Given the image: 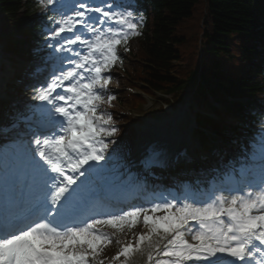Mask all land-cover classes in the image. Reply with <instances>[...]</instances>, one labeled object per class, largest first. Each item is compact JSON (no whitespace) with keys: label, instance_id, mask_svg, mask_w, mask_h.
Instances as JSON below:
<instances>
[{"label":"snow or ice","instance_id":"obj_1","mask_svg":"<svg viewBox=\"0 0 264 264\" xmlns=\"http://www.w3.org/2000/svg\"><path fill=\"white\" fill-rule=\"evenodd\" d=\"M121 8L115 0L104 7L73 0L72 14H63L52 33L67 47L47 45L73 55L55 57L58 68L33 87V99L45 103L0 122V131L13 134L0 145V264H104L100 256L112 237L98 226L130 231L141 218L147 232L112 260L126 261L147 242L149 264H264V131L229 195L218 187L206 199L169 192L149 206L105 213L89 207L100 187L127 183L108 166L110 157L99 165L109 148L105 138L117 133L112 115L100 111L108 73L121 60L118 46L140 34L132 12ZM114 99L107 95L108 103Z\"/></svg>","mask_w":264,"mask_h":264},{"label":"trees","instance_id":"obj_2","mask_svg":"<svg viewBox=\"0 0 264 264\" xmlns=\"http://www.w3.org/2000/svg\"><path fill=\"white\" fill-rule=\"evenodd\" d=\"M199 3L204 6L201 35L190 27ZM134 7L140 34L120 45L121 60L108 73L111 84L117 85L116 77L135 87L142 83L147 94L175 102L194 86L193 96L215 115L206 120L210 131L241 151L240 134L249 132L259 116L253 111L264 114V0H135ZM38 9L36 0H0V39L11 58L33 61L47 55L43 39L50 16ZM188 40H198L201 58L205 53L210 58L207 64L198 63L195 55L193 63L190 56L183 62ZM112 90L111 103L120 102ZM125 100L130 108L143 103L130 93ZM167 100L162 101L169 104ZM111 115L117 133L105 138V155L122 159L126 143ZM207 170L218 172L216 167Z\"/></svg>","mask_w":264,"mask_h":264},{"label":"rangeland","instance_id":"obj_3","mask_svg":"<svg viewBox=\"0 0 264 264\" xmlns=\"http://www.w3.org/2000/svg\"><path fill=\"white\" fill-rule=\"evenodd\" d=\"M102 1H107L110 4H112L113 2V0H102ZM115 3L122 5L121 9H117L118 11L123 10V9H127V11H131V12L133 11V0H123V1L115 0ZM47 9H48V6H44L43 9L40 10V12H46ZM62 10L60 12H62ZM203 11H204V6L202 3H199L196 7V13L193 19V24L190 25V27L193 28V31H191L193 32V34L197 33L201 35L202 33V29L198 27V22H200L201 19L203 18ZM60 12H58L57 10V13H56L57 21L61 19ZM133 19L135 22H137V19L134 16H133ZM57 27L58 25L56 23L51 29H47V31L50 32V35L48 36L47 41L51 45H52V41L50 40V37L53 35L52 34L53 31ZM193 34L191 33L190 37ZM132 46L133 48H135L134 43H132ZM50 49H53V48L50 47ZM118 54L121 55V51L118 50ZM194 55H195V59L197 60V62L198 63L200 62L201 64H204V65L207 64V62L210 60V58L207 56L206 53L201 58V54L198 52V40H191V41L188 40L187 41V51L182 52V56H184L183 62H186V61L189 62V60H192L194 58ZM185 56L186 57L190 56L191 58H188L189 60H187ZM1 61L3 62V65H4L3 66L4 70L1 72L2 78H3L1 82L4 84V86H3V91H2L3 94L0 99H2L3 102L6 100L9 101L7 102V104L10 105L13 113L17 112L18 110L25 111L28 105H35V103L38 101L33 99L34 95H30L29 97H27L28 93H26L18 97L15 92H12V90L10 89V86L17 83L15 80L19 76L22 77L23 79L32 77L33 73L39 67L38 66L39 64L38 63H34V65L32 64L33 69L32 71H29L28 69L31 67V65L20 62L19 60L10 61V59L7 56H5L4 58L0 57V62ZM193 62L194 60H192L191 63ZM116 79L118 81L117 85L111 84V82L109 83L107 91L104 93L105 102L101 105L100 111H104L109 114L111 113L115 114V123L118 124L119 130L122 136V139L120 140L123 143H126V149L129 155L127 159L122 162L117 161L115 158L112 157L111 161L108 162V166L119 168V171L125 174V179L127 180V182H129L130 184H133L136 181V177L133 176V179H129L130 167L128 166V161L131 156L130 154L132 153L133 148L136 145V141L140 138V136L137 134V130L143 129L144 126L149 122L165 121V119L168 118L169 114L174 112L177 115H179V118H177L176 129L178 133L183 132L186 130L188 125L192 124L191 119L194 117V114L196 113H197L196 119L199 125L198 119H199V116H201V114L199 113V110H201V112L205 110L201 109L202 105L198 99H194L193 97H190L194 90L193 86L189 87L186 90L185 92L186 94L184 95L183 100L180 102L179 105L175 106L173 104L172 105L170 104L172 108L170 106L168 107L166 105H162L161 101H159L157 98L151 99L147 97L143 98L144 101L142 105H140L138 108H135V109L130 108L129 103L125 100V95L127 93H132L134 91V89L131 88V87H134V85H132V83L127 84V82L124 79L122 80L121 78H118V77H116ZM29 82L27 84L23 82V84L29 85L30 84ZM18 84H20V82H18ZM27 89L29 88L27 87L26 90ZM111 90L117 94V98H120V102H114V103L108 104L107 95H108V91H111ZM174 102L175 101H171V103H174ZM2 115L3 116L5 115V117L1 118V122H3L5 118L7 117L5 113H2ZM193 122H194V118H193ZM262 131H264V122H261L258 129L254 132V137L250 139L253 145L252 147L255 146L253 141L259 140L260 133ZM190 136H191L193 148L195 150H198L199 152H205L206 150H209V148L211 147V142H213L211 139L212 138L211 134L209 133L206 134L207 139H204L203 146H201L198 143L200 135L197 133V131L195 133H192ZM32 147L35 148V145H32ZM241 161L243 163L244 159L241 158ZM101 162H102V165L106 164L105 161H101ZM240 167L241 165L238 166V169H240ZM82 178L83 177H80V180H83ZM220 186L221 184L217 181L215 185H213L212 190L214 191ZM138 188L140 190V185L137 186V190ZM141 189L144 190V188L142 187ZM98 227H100L104 232H107L111 235L112 243L115 245L116 249L118 247L119 251L121 250L124 244L129 243V242L135 243V237H137L140 233L147 232V229L144 227L142 223V218H141V222L137 226H135L133 229H131L130 231L127 228H125L123 231H117L116 229L110 226H98ZM120 260L122 261L123 259H119L117 263H119ZM114 261L112 262L113 264H115Z\"/></svg>","mask_w":264,"mask_h":264},{"label":"bare ground","instance_id":"obj_4","mask_svg":"<svg viewBox=\"0 0 264 264\" xmlns=\"http://www.w3.org/2000/svg\"><path fill=\"white\" fill-rule=\"evenodd\" d=\"M66 1V0H65ZM73 3V2H72ZM91 5L93 7L95 6H101L100 4H98V2H92ZM66 14H72V10H70L69 12L67 11ZM91 15L93 16H98V13H91ZM99 26V25H98ZM62 36L64 35H70L67 33L61 34ZM90 35V34H88ZM57 39H60L59 37H52V41L57 42ZM74 48H76L77 46H73ZM82 51V49H80ZM73 55L72 53H68V56ZM3 68V66L0 64V69ZM1 80H3L2 78V74L0 73V96H2V91H3V86L4 84L1 82ZM177 118H179V115H177L176 113H171L169 114L168 118L163 121L160 124H157L155 127V130L153 132L148 130V126L149 125H154V123H148L144 129H140L137 130V134L140 136V138L142 137V140H146L149 143H153V148L156 149L157 151H164L165 153L170 150V146H174V142L175 141H187L186 138L189 137V135L191 134V132H188V135L177 131L176 129V124H177ZM191 126V125H190ZM189 127V126H188ZM187 127V128H188ZM193 126H191L190 128H192ZM189 130V128L187 129ZM142 141L139 140L136 142V145L134 146L133 149V156L131 158V160H133L139 153H141V151L144 148H139V144ZM148 143V144H149ZM160 159H164V157H158L156 159H152V161H160ZM135 162V161H134ZM132 162V163H134ZM79 183V181L77 182ZM187 238L189 239V241L191 242V236H187ZM158 239V237H153V242H155ZM143 250L142 251H137L136 253H132L131 256H129L127 258V260L125 261L124 257H121L120 259H123L122 261H119V264H141L142 262L144 264H149V261L147 259V254H148V246H147V242H145V244L142 246ZM119 252V249L117 247H115V245L111 242L110 244L107 245V247L104 249L103 253L100 256V259L104 260V264H113L112 262L114 260H112V258ZM134 255L139 256L138 260H134V261H128V260H132V258H134ZM118 260L114 261L115 264L117 263ZM152 264H155V261L152 262Z\"/></svg>","mask_w":264,"mask_h":264}]
</instances>
